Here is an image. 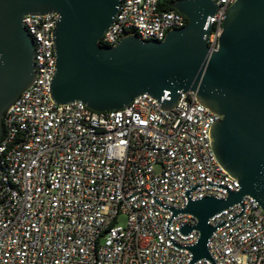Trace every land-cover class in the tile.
<instances>
[{"label":"built area","instance_id":"2783aa9c","mask_svg":"<svg viewBox=\"0 0 264 264\" xmlns=\"http://www.w3.org/2000/svg\"><path fill=\"white\" fill-rule=\"evenodd\" d=\"M173 1V0H169ZM207 43L217 50L227 7L213 0ZM160 0H120L100 38L125 32L163 40L186 17ZM55 12L26 14L35 44V78L4 112L0 138V264H190L199 239L189 201L226 199L237 179L218 163L211 128L220 118L180 92L162 107L149 94L96 111L51 95ZM163 100V98H162ZM210 258L193 264H264V208L251 196L209 219ZM193 229L183 233L182 228Z\"/></svg>","mask_w":264,"mask_h":264},{"label":"water","instance_id":"95a60500","mask_svg":"<svg viewBox=\"0 0 264 264\" xmlns=\"http://www.w3.org/2000/svg\"><path fill=\"white\" fill-rule=\"evenodd\" d=\"M187 23L163 40H142L125 32L116 44L100 38L115 17L120 0H0V138L4 112L35 78V44L22 23L26 14L55 12V73L51 95L58 104L82 101L96 111L120 109L141 94L172 108L180 92L220 118L211 128L218 163L240 188L226 199L189 201L175 213L197 219L198 241L190 247L193 264L210 258L209 219L253 197L264 208V0H235L227 7L217 50L207 43L213 0H173ZM163 98V100H162ZM182 228L183 233L192 229Z\"/></svg>","mask_w":264,"mask_h":264},{"label":"trees","instance_id":"16d2710c","mask_svg":"<svg viewBox=\"0 0 264 264\" xmlns=\"http://www.w3.org/2000/svg\"><path fill=\"white\" fill-rule=\"evenodd\" d=\"M171 1L169 0H160L159 4L161 6V9H171Z\"/></svg>","mask_w":264,"mask_h":264}]
</instances>
